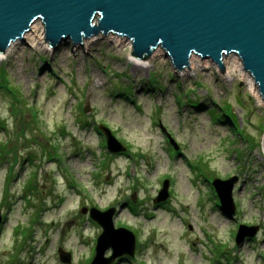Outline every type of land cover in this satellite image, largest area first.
<instances>
[{
    "label": "rangeland",
    "instance_id": "374dc122",
    "mask_svg": "<svg viewBox=\"0 0 264 264\" xmlns=\"http://www.w3.org/2000/svg\"><path fill=\"white\" fill-rule=\"evenodd\" d=\"M40 34L0 58V264H89L101 227L84 207L134 232L137 258L117 264H264V103L249 84L210 62L178 72L161 45L135 68L114 32L48 50ZM231 176L227 217L211 181ZM239 224L258 229L236 244Z\"/></svg>",
    "mask_w": 264,
    "mask_h": 264
},
{
    "label": "water",
    "instance_id": "95a60500",
    "mask_svg": "<svg viewBox=\"0 0 264 264\" xmlns=\"http://www.w3.org/2000/svg\"><path fill=\"white\" fill-rule=\"evenodd\" d=\"M96 12L97 24L91 25ZM38 14L45 20V38L56 45L68 38L79 43L99 31L114 32L131 39L138 56L150 55L160 43L178 68L187 65L194 52L211 56L222 69L220 55L236 52L243 66L253 72L264 97V0H0V50L20 38ZM99 129L108 151L125 150L108 128ZM236 182L235 176L211 182L220 209L228 217L235 213L232 189ZM168 191L169 180L165 179L153 203L164 201ZM81 211L101 227L90 264H112L124 254L133 256L135 235L128 228H115V208L84 207ZM257 229L239 224L235 243L253 237ZM108 249L111 253L105 256ZM58 254L62 262L69 263L68 252L59 248Z\"/></svg>",
    "mask_w": 264,
    "mask_h": 264
},
{
    "label": "bare ground",
    "instance_id": "6f19581e",
    "mask_svg": "<svg viewBox=\"0 0 264 264\" xmlns=\"http://www.w3.org/2000/svg\"><path fill=\"white\" fill-rule=\"evenodd\" d=\"M95 14L98 15L99 17V14L96 12L93 14L91 20H90V24L93 25V24H97V23H94L93 21L97 20L95 18ZM44 23H45V20L42 19L41 15H36L34 17V19L31 21L30 23V26H29V29L27 31H25L22 36L20 38H16L14 41L10 42L9 45L7 46L6 49L4 50H0V58H2V55H5L7 53V51L12 48L17 41H22L24 39H27V38H31L33 36H36V33L40 32V43H44V47L46 50L50 49V47H52L53 49H56L57 48V45L59 44H53L51 43L49 39H46L45 36H42L43 34L45 35V26H44ZM119 35V34H118ZM38 37V36H37ZM82 39V38H81ZM84 40H87V39H84ZM114 40L116 43L118 44H126L128 45V47L132 46V52L129 53V57L128 59L133 63V65H135V68H138V66H146L145 64L147 63L148 61V57L143 54L142 56H138L136 54H134V45H133V42L127 40V39H121V38H117V37H114ZM65 41V40H63ZM72 42V41H71ZM81 42V40H80ZM79 43H74V44H80ZM73 43V42H72ZM49 44V45H48ZM158 45H161L160 43H158L156 46ZM50 46V47H49ZM162 47V46H161ZM163 48V47H162ZM159 50V49H157ZM152 51H153V48H152ZM151 51V52H152ZM223 51V50H222ZM191 52V51H190ZM225 54V55H223ZM167 56L168 53H167ZM170 60H171V64H172V68L176 71H186L189 69V67L191 66V69L195 68L196 66H202L203 63H207V62H210L212 63L216 68L217 70L219 71V73H222L224 75H229L230 72H233V73H237L239 74L240 77H242V79L244 81H246L249 86H250V90L251 92L257 97L258 101L263 102L264 103V97L262 96L260 90H259V85L257 83V81L255 80V77H254V74L251 70L247 69L246 67L243 66V63H242V58L241 56L236 53V52H228V53H222V55H220V63L222 64V69H220L219 65L217 62H215L211 56H204L202 55L201 56V53H193L191 52L189 54V58H188V61H187V65H182L181 67H177L172 58L169 56ZM231 75V74H230ZM151 88V87H150ZM149 89V88H148ZM126 96V99L129 98V95H125ZM198 98V96L196 97H193L192 100H196ZM193 101H187V103H193ZM201 104H203L200 100H198L194 106H202ZM217 103H214L212 107H215ZM205 105V104H204ZM212 107H209L207 106V109L210 110V108ZM86 109H89L88 107ZM86 109H83L85 112L87 111ZM99 126H103V127H106L108 128V126L104 125V124H99L97 126L98 128V131L100 132V134L103 135L104 137V140H105V136L104 134L101 132V130L99 129ZM109 129V128H108ZM115 137V136H114ZM116 138V137H115ZM118 140V138H116ZM119 141V140H118ZM120 142V141H119ZM263 142H264V136H263ZM121 143V142H120ZM105 144H106V141H105ZM122 144V143H121ZM123 145V144H122ZM174 148L176 149V146H174ZM106 151L107 152H110L108 151V148H107V145H106ZM110 153H114V152H110ZM229 178V177H228ZM227 179V178H226ZM165 180V179H164ZM162 180V182L164 181ZM212 182V181H211ZM162 185V184H161ZM213 188V187H212ZM214 190V189H213ZM159 191V190H158ZM158 193V192H157ZM215 193V191H214ZM157 195V194H156ZM216 195V194H215ZM156 197V196H155ZM154 197V198H155ZM217 197V196H216ZM168 198V197H167ZM167 198L164 200V201H160L157 203V207L159 206L160 203H162L161 205H163V202H166L167 201ZM218 199V198H217ZM131 200L133 202V204H135V196L134 194L131 196ZM153 200V199H152ZM235 204V203H234ZM218 206H219V200H218ZM130 210H134V206H128ZM132 207V208H131ZM220 207V206H219ZM110 208V207H109ZM221 210V209H220ZM223 213V212H222ZM226 215V214H225ZM234 215V214H233ZM227 216V215H226ZM228 217V216H227ZM250 225H248L249 227ZM246 238H249L247 236H245V239ZM135 239H136V236H135Z\"/></svg>",
    "mask_w": 264,
    "mask_h": 264
},
{
    "label": "flooded vegetation",
    "instance_id": "af4514ba",
    "mask_svg": "<svg viewBox=\"0 0 264 264\" xmlns=\"http://www.w3.org/2000/svg\"><path fill=\"white\" fill-rule=\"evenodd\" d=\"M4 221H5V219H4ZM0 230H1V227H0ZM137 241V240H136ZM136 244H138L137 242H136ZM136 244H135V246H136ZM138 248V247H137ZM136 248V249H137ZM109 252H107V254H108ZM137 251H136V253H135V255L133 256V257H125V256H123V257H121V260L122 261H125V262H127L128 261V263H130V262H132V261H134V259H136L137 258ZM121 260L119 261V262H121ZM115 262L116 261H114L112 264H115ZM117 263V262H116Z\"/></svg>",
    "mask_w": 264,
    "mask_h": 264
},
{
    "label": "trees",
    "instance_id": "16d2710c",
    "mask_svg": "<svg viewBox=\"0 0 264 264\" xmlns=\"http://www.w3.org/2000/svg\"><path fill=\"white\" fill-rule=\"evenodd\" d=\"M0 71H1V75L0 76H2V77H4V75H2L3 74V72H2V70L0 69ZM0 87H2V86H0ZM3 88H5V86L3 87ZM30 183H28V185H29ZM132 208V207H131Z\"/></svg>",
    "mask_w": 264,
    "mask_h": 264
}]
</instances>
